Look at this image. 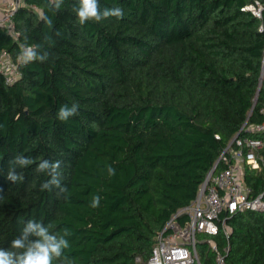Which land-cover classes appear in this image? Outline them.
<instances>
[{
	"label": "trees",
	"instance_id": "16d2710c",
	"mask_svg": "<svg viewBox=\"0 0 264 264\" xmlns=\"http://www.w3.org/2000/svg\"><path fill=\"white\" fill-rule=\"evenodd\" d=\"M251 1L99 0L101 11L122 8L123 19L81 25L78 0L59 10L27 0L42 13L17 11L20 41L50 55L21 65L13 83L0 73V247L34 219L69 230L74 264H146L158 232L196 198L245 119H263L264 14L242 9ZM3 49L20 50L0 29ZM73 103L78 113L59 120ZM17 155L33 163L15 166ZM42 160L62 162L65 193L41 190L50 179L36 171ZM10 167L23 180L6 179ZM246 181L258 192L264 169L248 170ZM228 223L229 237H215L229 243L228 261L264 264V212H237ZM211 252L202 264H213Z\"/></svg>",
	"mask_w": 264,
	"mask_h": 264
},
{
	"label": "built area",
	"instance_id": "2783aa9c",
	"mask_svg": "<svg viewBox=\"0 0 264 264\" xmlns=\"http://www.w3.org/2000/svg\"><path fill=\"white\" fill-rule=\"evenodd\" d=\"M25 6L42 13L36 4L29 5L27 0H0V29L18 41L19 49L23 43L15 16ZM242 9L263 18L264 0H253ZM261 29H264L263 25ZM17 55L6 49L0 50V73L7 83L15 82L22 75V64L17 61ZM260 112L263 116L261 121L252 122L248 116L222 149L196 198L178 209L158 232L146 264H202L199 250L202 243L211 244L217 264H232L227 258L229 243L220 245L215 237L220 233L229 237L231 226L228 220L235 213L247 210L264 212V187L256 192L246 181L248 170L264 169V106ZM216 137L220 136L217 134ZM220 162L223 167L216 170ZM200 234L207 237L200 240Z\"/></svg>",
	"mask_w": 264,
	"mask_h": 264
},
{
	"label": "clouds",
	"instance_id": "9594fccd",
	"mask_svg": "<svg viewBox=\"0 0 264 264\" xmlns=\"http://www.w3.org/2000/svg\"><path fill=\"white\" fill-rule=\"evenodd\" d=\"M64 0H48V7L54 3L53 10H59ZM72 11L77 16L78 22L84 25L88 21L101 22L103 20L115 17L123 19L124 11L120 7L104 8L102 11L99 7V0H78V6H73ZM46 24L51 27L52 20L47 16L41 17ZM60 33L57 32L56 35ZM28 37L25 36V43L20 45V51L17 55V61L22 65L39 60L46 61L50 53L45 52L39 54L37 48L27 44ZM79 110L78 103H73L70 107L65 104L61 106L57 112V118L66 121L70 117L76 115ZM15 166L21 168L33 163L29 158L23 155H17L11 162ZM61 161L42 160L36 171L46 173L50 179L41 185V190L51 191L53 186L59 189L60 193L67 191L66 187L61 184ZM110 176L115 175V169L108 166ZM6 179L12 182L23 180V175L16 172L15 167H10ZM100 196H93L91 207L96 208L100 205ZM70 235L68 229L63 230V235L50 231V225L45 226L42 221L34 219L24 222L20 234L13 238L9 247H0V264H74V260L65 255V249L69 248V240L66 238Z\"/></svg>",
	"mask_w": 264,
	"mask_h": 264
},
{
	"label": "rangeland",
	"instance_id": "374dc122",
	"mask_svg": "<svg viewBox=\"0 0 264 264\" xmlns=\"http://www.w3.org/2000/svg\"><path fill=\"white\" fill-rule=\"evenodd\" d=\"M198 236H199L198 238L200 240L203 239L204 237H207L206 235H202V234H200ZM210 247H211V244L210 243H202V244H200L199 245L200 255H202V253H206L208 251H211V248ZM211 253H213V252H211ZM213 259H214L213 264H217L216 263V260H215L214 253H213Z\"/></svg>",
	"mask_w": 264,
	"mask_h": 264
},
{
	"label": "water",
	"instance_id": "95a60500",
	"mask_svg": "<svg viewBox=\"0 0 264 264\" xmlns=\"http://www.w3.org/2000/svg\"><path fill=\"white\" fill-rule=\"evenodd\" d=\"M256 101H257V97H256V99H255V103H256ZM255 103H254V105H255Z\"/></svg>",
	"mask_w": 264,
	"mask_h": 264
}]
</instances>
